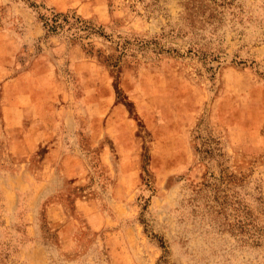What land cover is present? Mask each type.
Returning <instances> with one entry per match:
<instances>
[{
    "label": "rangeland",
    "instance_id": "1",
    "mask_svg": "<svg viewBox=\"0 0 264 264\" xmlns=\"http://www.w3.org/2000/svg\"><path fill=\"white\" fill-rule=\"evenodd\" d=\"M163 254L264 264V0H0V264Z\"/></svg>",
    "mask_w": 264,
    "mask_h": 264
},
{
    "label": "trees",
    "instance_id": "2",
    "mask_svg": "<svg viewBox=\"0 0 264 264\" xmlns=\"http://www.w3.org/2000/svg\"><path fill=\"white\" fill-rule=\"evenodd\" d=\"M42 19V18H41ZM43 25L45 26V28H47L50 31H54L56 30L58 27L63 26L64 23H66L67 20V15L57 12L53 14V17L51 18H43ZM75 21H78V18L74 19ZM162 243V242H161ZM161 247L164 248V244H161ZM166 252V250L164 251ZM165 254L161 255L155 264H162L163 262H165Z\"/></svg>",
    "mask_w": 264,
    "mask_h": 264
}]
</instances>
